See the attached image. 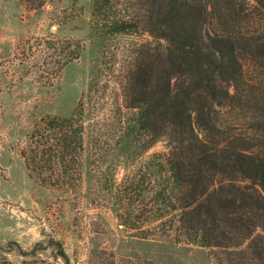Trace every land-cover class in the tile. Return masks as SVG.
Here are the masks:
<instances>
[{
	"label": "rangeland",
	"instance_id": "374dc122",
	"mask_svg": "<svg viewBox=\"0 0 264 264\" xmlns=\"http://www.w3.org/2000/svg\"><path fill=\"white\" fill-rule=\"evenodd\" d=\"M258 1L215 0L213 20L233 32L228 16L236 13L241 30L264 38ZM91 3L0 0V264H264V221L252 236L217 247L152 235L144 219L136 227L117 219L119 202L111 190L148 154L167 149V142L164 136L150 141L124 95L135 43L150 36L100 33ZM246 49L242 75L216 107L214 143L260 140L264 47L261 55ZM76 107L85 144L80 177L69 178V189L53 186L49 171L43 180L32 174L20 152L42 119L67 116ZM193 126L206 136L195 120Z\"/></svg>",
	"mask_w": 264,
	"mask_h": 264
},
{
	"label": "trees",
	"instance_id": "16d2710c",
	"mask_svg": "<svg viewBox=\"0 0 264 264\" xmlns=\"http://www.w3.org/2000/svg\"><path fill=\"white\" fill-rule=\"evenodd\" d=\"M214 1L92 0L91 5L100 33L150 36L135 43L124 95L150 141L164 136L167 142V149L148 154L111 190L119 202L117 219L125 227L144 219L152 235L176 242L228 247L238 235L247 238L263 227L264 118L255 145L214 143L211 131L218 130L216 107L242 75L246 47L261 55L264 38L241 30L236 13L228 16L235 31L215 24ZM258 2L264 11V0ZM194 120L206 136L195 131ZM41 121L20 152L26 167L40 180L49 171L53 186L71 189L69 178L81 174L82 110Z\"/></svg>",
	"mask_w": 264,
	"mask_h": 264
}]
</instances>
